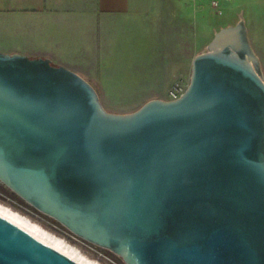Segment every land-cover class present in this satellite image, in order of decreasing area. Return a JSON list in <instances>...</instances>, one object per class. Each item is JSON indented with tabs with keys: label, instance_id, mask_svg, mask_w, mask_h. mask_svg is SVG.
Segmentation results:
<instances>
[{
	"label": "water",
	"instance_id": "95a60500",
	"mask_svg": "<svg viewBox=\"0 0 264 264\" xmlns=\"http://www.w3.org/2000/svg\"><path fill=\"white\" fill-rule=\"evenodd\" d=\"M0 182L127 264H264V72L242 17L172 99L108 110L49 57L0 50ZM0 264H82L0 213Z\"/></svg>",
	"mask_w": 264,
	"mask_h": 264
},
{
	"label": "crops",
	"instance_id": "0c3cea01",
	"mask_svg": "<svg viewBox=\"0 0 264 264\" xmlns=\"http://www.w3.org/2000/svg\"><path fill=\"white\" fill-rule=\"evenodd\" d=\"M178 10V0H0V50L49 57L94 82L102 102L123 96L137 109L152 98L166 99L172 82L192 65L193 48L189 52L179 43L171 67L161 59L154 67V73L170 72L153 76L159 87L145 81L148 20L152 37L161 38L166 15L178 19ZM152 12L158 19L147 18Z\"/></svg>",
	"mask_w": 264,
	"mask_h": 264
},
{
	"label": "rangeland",
	"instance_id": "374dc122",
	"mask_svg": "<svg viewBox=\"0 0 264 264\" xmlns=\"http://www.w3.org/2000/svg\"><path fill=\"white\" fill-rule=\"evenodd\" d=\"M219 1L222 5V12L214 7L213 0H178L181 7V10L178 11L181 13L179 14L178 12V19L173 18V12L172 15H166L167 26L161 38L152 37L153 35L151 33H154V28L151 26L152 22L148 20L145 45L147 78L145 81L147 84L149 82V88H153V86L159 87L160 85L157 83L156 77L153 78L155 74L158 76L159 74L164 75L170 73L167 69H163L161 72V70L157 68L155 73L153 70L160 59L163 62L169 63L171 67L173 61L178 56L175 47L178 46L179 43L184 42L186 44L184 49H187L189 52H192L193 48L196 56L208 46L216 31L224 26L235 24L242 17L247 21L250 39L256 52L260 56L264 72V0ZM187 4L188 6H186ZM146 16L148 19L152 20L153 18L158 19L159 17L157 13L153 14V12ZM186 22L189 23L188 32L185 29V24H188ZM182 23H185V27H182ZM178 24H180L181 27ZM191 73L192 65L189 63L186 75L180 76L178 79L174 80L169 92L163 94V96L167 97L166 99L174 98L173 89L177 84H184L188 87L191 80ZM115 90L118 91V89ZM103 104L108 110L113 112L127 113L135 111L134 109H136V106L132 105L131 101L123 96L103 97ZM0 204L19 211L40 224L47 231L62 237L67 244L74 246L80 254L86 256L88 259L96 261L97 264H127L125 260L115 252L78 238L62 223L41 212L23 198L11 192L3 182H0ZM74 255L76 258H80V256Z\"/></svg>",
	"mask_w": 264,
	"mask_h": 264
},
{
	"label": "bare ground",
	"instance_id": "6f19581e",
	"mask_svg": "<svg viewBox=\"0 0 264 264\" xmlns=\"http://www.w3.org/2000/svg\"><path fill=\"white\" fill-rule=\"evenodd\" d=\"M0 213L7 218L11 219L12 221L20 224L23 226L26 230L37 236L38 238L48 242L49 244L57 247L64 253L68 254L78 262L82 264H97L96 261L88 259L86 256L80 254L76 248L70 244H67L65 239H63L60 236H57L46 229H44L40 224L37 222L33 221L31 218L28 216L20 213L19 211L13 210L10 207H7L3 204H0ZM65 246V248H64ZM71 251H70V250ZM80 256V258H76L75 255ZM85 261H84V260Z\"/></svg>",
	"mask_w": 264,
	"mask_h": 264
},
{
	"label": "built area",
	"instance_id": "2783aa9c",
	"mask_svg": "<svg viewBox=\"0 0 264 264\" xmlns=\"http://www.w3.org/2000/svg\"><path fill=\"white\" fill-rule=\"evenodd\" d=\"M213 5L214 7L218 8L220 12H222V5H221V2L219 0H213ZM187 89V85H184V84H177L174 89H173V95H174V98H177L179 96H181L185 90ZM75 236H77L78 238H81V239H84L78 235L75 234ZM86 240V239H84ZM88 241V240H86ZM90 242V241H88ZM92 243V242H91ZM94 244V243H93ZM96 245V244H95Z\"/></svg>",
	"mask_w": 264,
	"mask_h": 264
}]
</instances>
